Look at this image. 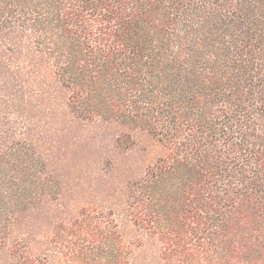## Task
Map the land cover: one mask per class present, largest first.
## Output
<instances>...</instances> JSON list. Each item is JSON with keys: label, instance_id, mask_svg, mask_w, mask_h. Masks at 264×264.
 Here are the masks:
<instances>
[{"label": "trees", "instance_id": "1", "mask_svg": "<svg viewBox=\"0 0 264 264\" xmlns=\"http://www.w3.org/2000/svg\"><path fill=\"white\" fill-rule=\"evenodd\" d=\"M0 264H264V0H0Z\"/></svg>", "mask_w": 264, "mask_h": 264}]
</instances>
